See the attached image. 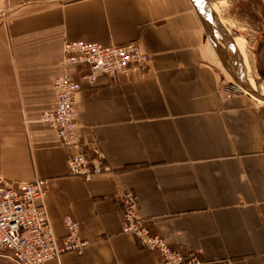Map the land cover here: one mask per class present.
<instances>
[{"label": "crops", "instance_id": "obj_1", "mask_svg": "<svg viewBox=\"0 0 264 264\" xmlns=\"http://www.w3.org/2000/svg\"><path fill=\"white\" fill-rule=\"evenodd\" d=\"M0 20V179L45 178L47 218L78 222L80 254L45 264H162L120 228L129 190L151 233L201 264H264V95L213 0H6ZM218 15V16H217ZM136 41L142 72L79 78L75 130L102 171L71 175L38 120L54 104L63 40ZM228 42V43H227ZM245 82L246 87L239 83ZM0 264H16L0 254Z\"/></svg>", "mask_w": 264, "mask_h": 264}, {"label": "built area", "instance_id": "obj_2", "mask_svg": "<svg viewBox=\"0 0 264 264\" xmlns=\"http://www.w3.org/2000/svg\"><path fill=\"white\" fill-rule=\"evenodd\" d=\"M6 0H0V20L8 13ZM62 72L51 79L54 104L40 110L38 120L53 131L66 150V167L71 175L85 180L102 171V152L89 149L75 130V94L80 83L72 71L80 68L79 78L94 84L101 73L115 77L119 73L142 72L150 54L134 40L121 44H101L90 40H63ZM48 189L45 178L36 177L12 184L0 179V253L16 264H45L66 250L80 254L85 244L78 236V222L62 215L65 233L56 236L47 218L44 196ZM122 208L120 228L134 235L141 246L155 253L162 264H201L197 254L171 247L159 233H151L137 211V201L129 190L118 194Z\"/></svg>", "mask_w": 264, "mask_h": 264}, {"label": "rangeland", "instance_id": "obj_3", "mask_svg": "<svg viewBox=\"0 0 264 264\" xmlns=\"http://www.w3.org/2000/svg\"><path fill=\"white\" fill-rule=\"evenodd\" d=\"M213 6L237 35L252 87L264 95V0H213Z\"/></svg>", "mask_w": 264, "mask_h": 264}]
</instances>
